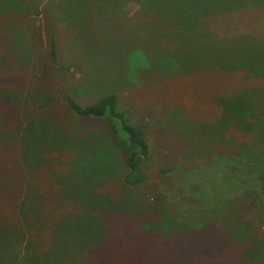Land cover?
Segmentation results:
<instances>
[{
    "label": "rangeland",
    "instance_id": "374dc122",
    "mask_svg": "<svg viewBox=\"0 0 264 264\" xmlns=\"http://www.w3.org/2000/svg\"><path fill=\"white\" fill-rule=\"evenodd\" d=\"M96 4L91 2L89 6L87 0H0V55L4 57L0 60V192L20 193L19 197L7 198V201L0 197L4 202L0 201V264L5 263L3 248L6 238L12 237L14 227L9 215L15 218V223L27 236L36 239L45 235V228L54 222L57 250L61 256L69 258H87V246H93L101 255L109 254L106 248L101 249L102 239L98 237L101 224L103 228H110L108 242H121V224L115 218L117 215L105 213L109 217L103 214L100 223L90 222L87 211L75 203L74 186L54 184L53 176L67 174L84 177L87 186L93 185L94 191L109 196L111 200L128 198L132 204H127L130 210L137 209L149 215L154 212L151 209L158 208L160 212L169 213L174 226L182 228L175 234L170 228L166 239L179 240L186 248L194 249L188 250V254L209 263L213 261V264H222L219 259L224 261L225 255L233 256V260L240 257L247 262L264 264V197L256 195L255 188L248 186L228 192L232 185L224 184L229 201L219 204L222 190L219 181L224 180L226 174L221 163L215 161L211 164V160L217 158L240 157L243 162L247 158H264L263 42H243V48H247L245 54L257 53L261 58L259 62L246 65L249 74L242 67L212 70L211 66L204 64L203 73L194 70V73L175 72L169 76L150 68V64L136 68L133 73L131 61L138 63L140 55L146 61L145 51L140 53L138 50L146 46L140 43L141 36L134 32L139 26L135 23L139 18L136 19V14L130 22L127 18L138 11V5L126 2L122 16L129 24L124 23L123 32L138 46L127 57L130 71L125 76L120 73L127 70V66H119L114 61L116 53H112L113 48L106 45L103 38L97 43L96 54L87 48V40L81 39V33L86 34L87 30L94 38L105 33L106 24L112 27L113 33L116 32L119 25L116 19L101 16V9H96L104 4ZM260 6L264 14V4ZM239 21L235 19L229 24L217 21L211 31L224 39L249 32L256 38L264 37V23L249 31L238 26ZM51 42L55 43L54 57L49 52ZM239 49L241 46L234 43L230 50L233 58L245 66L241 53L236 52ZM102 55L110 60L102 62V68L109 74L87 71L90 60L94 59L98 64ZM110 83L120 86L115 92L122 107L128 109L131 121L143 123L146 127L149 155L141 163L146 178L137 186L123 185L121 155L116 158L109 155L115 153L105 136L111 126L109 122L80 119L68 110L59 94L64 90L80 105L90 104L97 94L113 90ZM25 118L40 121L23 125ZM19 126H26L22 138L28 136L20 144V155H15V150L5 152V147L15 149L13 145L20 142ZM70 133L77 135L75 139H81L80 148L77 149L69 139ZM62 143V146H56ZM15 157L34 162H17L15 166ZM5 159L11 162V169ZM156 163L176 166L174 173L182 175L175 178L171 172L166 174L167 177L160 175L154 167ZM69 169L71 173H68ZM228 169H232L236 176L246 175L243 169L230 163ZM72 170L75 173L72 174ZM211 184L215 189L210 187ZM170 185L173 188L168 191ZM188 185L198 186L199 194L209 195L207 201L193 206L192 210L174 198L175 188ZM138 203L140 206L135 205ZM29 205L37 211L34 224H31V213L23 211ZM127 219L123 230L138 237L134 226L137 219L133 216ZM234 225L241 230L234 229ZM34 232L37 236H33ZM233 236L242 239L236 250L235 246L223 244L225 238ZM119 247L123 246L117 245L115 251L118 252ZM41 249L36 247L38 251ZM147 253L156 254L153 250ZM83 262L87 264V259Z\"/></svg>",
    "mask_w": 264,
    "mask_h": 264
},
{
    "label": "trees",
    "instance_id": "16d2710c",
    "mask_svg": "<svg viewBox=\"0 0 264 264\" xmlns=\"http://www.w3.org/2000/svg\"><path fill=\"white\" fill-rule=\"evenodd\" d=\"M261 1L262 0H87V5L89 6L91 2L98 3L96 6L104 4L98 6L96 11L101 9V16L107 17L108 19L114 17L119 24V28L117 26L116 32L113 33L112 27L106 24L107 31L105 33L101 32L94 38V35L90 34L87 30L86 34L81 33V39L84 41L87 40V48L89 47L90 52L93 51L94 54H96L98 51L97 43L100 38H103L104 43L106 45L110 44L109 46L113 48L112 53H116L117 58L114 61L119 64V66H127V70L120 74H127L128 71H130L128 70L130 61H127V57L135 52L138 44H136L134 40H129L130 38L123 32L124 25H128L129 23L126 22L125 16H122L125 12H123L122 7L126 2H134L138 5V11L127 18H130L128 22L132 21L135 14L137 16L136 19L139 18L137 22H135L136 19L134 20L135 23L139 24L137 30L134 32L135 35L141 36L140 43L144 44L146 47L144 49H137L140 53L141 51H145V58H147V60L144 61L140 55L139 60L137 59L138 63L131 61L134 66L132 68L133 73L136 71V68L148 67L149 64L152 65L150 68L155 69V71L163 72L169 76L175 72L179 74L185 73V71L194 73V70L203 73L202 64L211 66L212 70H232L242 67L247 71L249 67L246 65L250 66L252 63L259 62L258 59L261 58L257 53L252 55L245 54L244 51L247 48H243V42L261 41L264 46V37L256 38L249 32V34H237L234 37L224 39L214 35L211 28L214 27L217 21L222 24H229L235 19L241 20L238 26L242 25L243 28L249 31L259 27V25H263L264 14L260 9V5L263 6L264 3L261 4ZM154 16L156 19H153ZM119 20L121 21L119 22ZM234 43H238V45L241 46V50L239 49V51L237 50L236 52L241 53L243 62H246L245 66L233 58V53L230 49L231 45ZM49 52L51 57L56 55L54 42H51ZM235 54L234 52V55ZM1 59H4V57L0 55V60ZM101 59L102 60H100L98 64L94 59H91L90 63L87 64V71H98L101 75L102 73L103 75H108L109 71L102 68V62H110V60L103 55ZM133 59L135 60V58ZM207 62L210 63L206 64ZM56 67H58V65ZM204 70L210 71L208 69ZM123 84L125 85V78ZM109 85L113 87V90L97 94L94 101L90 104L86 103L80 105L70 93L64 90H60L59 94L63 98L68 110L80 119H105L109 122L111 126H109L108 134L105 136L115 149V153H110L109 155L115 158L121 155L123 166L121 180L123 185L137 186L143 183L146 178V171L141 169V163L147 160L149 155V147L146 140V127L143 123L132 122L128 109L122 107L115 92V88L120 86L114 83H110ZM31 97L33 98V96ZM29 121L36 123L39 122L40 119L25 118L22 121L23 125L27 124ZM25 127L26 126L20 127L19 138L22 140L20 139L18 145H13L15 149L5 147L8 150L3 149L5 152L15 150V155H20V146L23 144V140L26 141L25 139L28 137L26 135L24 139L22 138V132L23 130L25 132ZM76 136V134L70 133L69 139L76 148H80L81 139H75ZM62 145L63 143L56 146ZM215 157L216 156L213 158ZM165 158L163 157V159ZM7 161L9 160L5 159L4 162L11 169L13 166L11 162ZM215 161H217L216 163L218 164L221 163L224 168L223 171H225L226 174L224 175V180L221 179V181H219L220 187H222V190H220L221 193L219 194V204L223 205L229 201L226 195L227 193L224 192V184L232 185V190L228 192L233 193L236 189L241 190L248 186L255 188L254 193L256 195L264 197V158L260 160L252 158L249 160V158H247L244 159L246 162L241 161L240 157L231 159L227 157L224 158V160H218L217 158V160L212 159L211 164ZM17 162L29 164L34 162V160L26 159L23 161L21 157H15V166ZM229 163L232 166H237L238 169L241 168L240 170L243 169L246 175L244 176V173H242L243 175L236 176L232 169H228ZM167 164L168 165L163 166L161 163H156L154 167L160 175H165L166 177L168 172H171L174 178L182 175L180 172L174 173L177 171L175 169L177 168L176 166L169 163ZM76 168L78 169V167ZM75 170H72V174L75 173ZM68 173H71L70 169ZM73 177L75 178L74 183L72 181ZM73 177L71 174L62 176L57 175L56 177L53 176L52 180L54 184L57 185L69 183L74 186L75 203L81 204L82 208L87 211L88 221L100 223L103 219V214L109 217L105 214L109 212L113 215H117L115 218L118 219L121 224V238L119 237L121 242H108L111 239L109 236L110 233L107 232L110 228H103L101 224V228L99 229L100 234H98V237L101 236L102 239L100 241L101 249L106 248L109 254L103 253L105 256L101 255L97 253L93 246H87V258L77 256L69 258L65 255L61 256L59 254L60 250H57L58 243L55 239V229H57V227L54 222L45 228V235L36 239L27 236V233L15 223V218L9 215L12 217L11 223L14 227L10 235L12 237L9 238L8 236L5 240L3 252L6 254V258L3 260L5 261L4 264H40V262L42 264H81L84 263V259H87V264H213V261L209 263V261L206 262L201 257L188 254V250L194 251V249L186 248L179 240L169 241L166 239L167 235H169L170 228L173 229L174 234L182 228L174 226V222L168 217L171 216L169 213L160 212L158 208H153L151 210L154 212L153 214H149V216L145 212V214H142L143 211H137V209L130 210L131 207L127 204L131 206L132 204L129 203L128 198L123 197L124 200L119 201L114 199L111 200L109 196L94 191L95 188L93 185L90 184V187L87 186L84 177L81 176L83 179L76 177V175ZM197 187L198 186L192 187L188 185L180 189L175 188V200L184 204L185 208L188 210H192L193 206L201 205L209 199V195L205 193L199 194ZM210 187L215 189V185L213 184H211ZM169 188H173V186L170 185L168 191ZM80 190H82V192H80ZM18 193L19 192L3 191L0 192V197L7 201V198L19 197L20 193ZM129 200H131V196ZM135 205L140 206V203ZM8 207H12V202L8 204ZM23 211L31 213V218L33 219L31 224L37 221L35 220L37 211L34 206L29 205L28 208H23ZM128 216H133V218L137 219V224H134V226L135 231L138 230V237H135L133 234L129 235L123 230L126 224L124 220L127 221ZM233 228L241 230L235 225ZM33 236H37L35 232ZM237 238L238 237L235 236L225 238L226 240L223 244L235 246L236 250L238 243L242 242V239ZM117 245L123 246L121 248L119 247L120 250H118V252L115 251ZM38 246L42 248L40 251L36 250ZM152 250L156 253L155 255L147 253ZM226 256L231 255H225L224 261L219 259L222 264H249L252 262H247V260L241 259L240 257H235V260H233V256L226 259ZM155 258L156 261H154Z\"/></svg>",
    "mask_w": 264,
    "mask_h": 264
}]
</instances>
